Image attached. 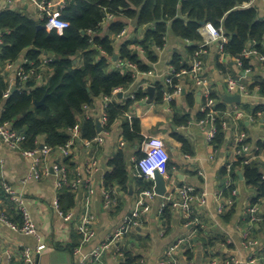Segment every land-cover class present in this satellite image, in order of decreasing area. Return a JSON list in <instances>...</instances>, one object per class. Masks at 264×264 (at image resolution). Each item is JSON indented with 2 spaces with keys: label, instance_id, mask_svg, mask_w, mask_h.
Here are the masks:
<instances>
[{
  "label": "crops",
  "instance_id": "crops-1",
  "mask_svg": "<svg viewBox=\"0 0 264 264\" xmlns=\"http://www.w3.org/2000/svg\"><path fill=\"white\" fill-rule=\"evenodd\" d=\"M9 1L0 0V14L12 10L41 22L45 6L50 8L53 17L57 18L60 15L57 13L59 8L72 0H13L11 3ZM249 6L255 7L259 12V18L264 20V0H251ZM119 20L128 26L126 34L115 39L117 49L131 39H143L148 27L138 28L135 20ZM111 22L112 20H106L100 36L109 34L108 27ZM58 25L56 22L50 23L46 29L50 31ZM199 32L202 36V31ZM190 45L188 41L174 36L169 30L165 46L157 50V62L150 63L145 53L137 48L140 59L149 65L150 70L140 71L133 84L113 97L110 103L125 105L139 92H146L148 96L142 101H136L130 111L111 126L102 146L87 147L85 140L81 138L80 125L76 130L69 131L71 140L74 141L71 155L65 158L55 149L43 161V166L50 169V173L41 181L29 180L24 183L23 180L30 174V161L20 152L6 148L0 140V201L4 202L5 209L10 212L8 199L1 189V183L7 181L26 198L39 234V238L23 235L0 223V264H11L9 255L16 258L19 245L39 251L34 255L37 264H75L74 252L81 245L77 226L82 220L91 188L95 191L90 206L96 217L97 235L83 251L91 252L106 242L120 230L125 219L131 216L139 200L141 192L137 180L141 177L136 172L135 160L142 155L141 149L150 137H157L166 142L171 157L169 175L173 183L176 186H193L199 192L206 191L208 202L205 206L195 208L191 220H186L178 213H172L171 220L166 224L159 215L163 197L147 200L148 207L138 220L136 228L120 241L110 245L104 255L103 264H122V254L125 253L145 260L146 264H159L168 248L182 238L186 239L183 249L175 254L179 264H228L232 258L248 264V260L253 257L257 258L256 264H264V199L257 204L261 220L251 222L246 218V212L257 197V192L254 187L246 184L242 167L234 169V164L238 162L237 139L240 135L246 136L252 150L256 148L257 142H264V112H260L262 116H258L259 113L255 116L251 112V109L257 107L264 108V96L260 94L259 88L250 89L257 78L264 80V63L257 57L252 58V69L246 74L238 67L235 59L220 55L216 42L208 46L204 56V70L218 104H225V112L223 115L221 112L220 114L226 120L223 141L219 144H210L206 132L198 126V120L203 117L202 108L206 100L203 92L196 88L189 77L184 80L182 96L175 98L170 104L156 101L157 86L164 85L172 67L173 57L179 54L190 65L193 59L188 51ZM25 59L24 53L16 64H23ZM4 72L9 75L12 86L17 80L15 70L6 67L2 72L0 69L1 74ZM50 76V69L44 68L38 85L44 86ZM228 76L242 77L244 83L249 86L250 95L242 97L241 104H228L223 100L225 95H229L226 86ZM150 87L155 89L153 98L149 96ZM190 94L195 98L193 104L187 98ZM105 107L104 98L99 97L85 111L84 117L92 118L97 123ZM239 112L245 113L241 119L237 118ZM177 116L179 120L187 119L188 122L178 124L175 122ZM251 116L255 118L254 121H250ZM134 119L141 122L143 140L126 142L123 125L125 122L131 123ZM174 134L181 135L186 144L176 140ZM38 142L40 147L46 145L44 137ZM122 142H125L124 147H121ZM119 151H123L125 155L129 182L126 187L117 183L106 187L105 176L113 171L109 162ZM68 158L75 166V169L71 170V175L69 174L70 178L75 179L80 175L83 182L77 191H72L75 195V207L69 212L73 215L72 219L66 221L53 206L54 200L60 194L55 187L56 177L53 169L59 164L65 165ZM93 159L98 161L97 169L89 168ZM258 162L261 173L264 174V160L260 158ZM229 165H232L230 172L227 170ZM232 187L238 192L235 205L230 211L220 213L219 203H225L231 197ZM106 191L115 200L110 208L105 207ZM217 194H221V197L219 198ZM246 240L254 242L255 245L247 247ZM188 253H191V259L188 258Z\"/></svg>",
  "mask_w": 264,
  "mask_h": 264
},
{
  "label": "trees",
  "instance_id": "trees-1",
  "mask_svg": "<svg viewBox=\"0 0 264 264\" xmlns=\"http://www.w3.org/2000/svg\"><path fill=\"white\" fill-rule=\"evenodd\" d=\"M250 2L251 0H72L60 11L59 19L69 24L62 33L56 29L38 30V25H48L47 19L37 22L24 13L4 11L0 14L2 72L8 64L19 62L24 53L28 60V63L23 65L26 72L32 68L40 72V58L43 55L54 56L55 60L42 68L51 71V76L44 86H39L35 77L26 84L17 80L18 91L9 94L8 98H5V95L11 88L9 75L6 72L0 73L2 120L10 122L16 131L26 136L23 148L27 150L39 148L38 140L41 137L45 138L46 145L54 149L64 146L71 140L69 131L78 125L81 138L92 140L98 135L96 123L92 118L84 117L85 107L92 106L94 100L99 97H111L115 90L129 88L134 82L130 72H120L114 68V57L118 56L117 60L136 64L139 71L147 72L150 67L140 59L137 48L145 53L150 63L157 62V50L165 46L169 30L174 36L191 44L188 51L192 56L198 48V43L203 40L199 32L203 22L221 28L229 38L228 44L225 45L226 57L241 58L243 71L252 69L251 59L243 58L242 54L249 49L264 53V20L259 18L255 7L246 6ZM109 16L112 17L108 27L109 34L100 36ZM119 19L135 20L138 28L148 27L143 39H131L117 49L115 39L128 26ZM172 66L176 71L189 67L179 54L173 57ZM255 88H259L260 94L264 96L263 79L257 78L255 84L250 87L252 90ZM164 90V85L157 86L158 103L164 102ZM147 96L148 93L139 92L134 100H128L125 105L110 103L107 107L109 123L105 129L109 131L118 119L130 111L136 101H142ZM187 98L194 103L193 94ZM211 98L217 97L212 94ZM44 99V105L35 104ZM246 108L250 110L249 107ZM217 109L223 115L225 104H218ZM251 112L257 116L258 113L264 112V108L257 107L251 109ZM175 122L186 124L188 121H181L177 116ZM223 123H226L225 117L220 115L219 133L213 144L223 141ZM123 131L126 142L143 140L141 122L138 119L131 123L125 122ZM174 138L186 144L181 135L174 134ZM255 147V155L259 156L264 152V142H257ZM109 164L113 171L105 176L106 187L114 183L126 187L129 174L124 152L119 151ZM65 166L71 175L75 166L69 158L65 161ZM237 167H242L246 184L256 189L257 197L252 205H257L264 199V181L259 162L245 165L243 159H240L234 164V169ZM232 175L237 177L233 173ZM137 181L139 192L153 187V182L144 178ZM233 189L234 187L230 191ZM58 198L64 214H68L75 207V195L69 188H64ZM13 210L12 208L8 212L9 217L13 222L21 224V218ZM171 216L172 211L168 207L161 219L167 224ZM124 256L122 264H135L140 260L131 253H125ZM187 256L192 258L191 253Z\"/></svg>",
  "mask_w": 264,
  "mask_h": 264
},
{
  "label": "built area",
  "instance_id": "built-area-1",
  "mask_svg": "<svg viewBox=\"0 0 264 264\" xmlns=\"http://www.w3.org/2000/svg\"><path fill=\"white\" fill-rule=\"evenodd\" d=\"M10 0L9 2L11 3ZM248 6V4L246 5ZM65 6H61L59 8L60 11ZM44 14L41 15V21L45 19L48 20V24H52L54 22L59 25L56 28L60 33L66 29L69 24L60 20V15L55 18L53 17V13L48 7H44ZM109 20H112V17L109 16ZM202 31L203 40L198 43L197 50L192 55L193 59L188 65L189 67L183 69L181 71H176V69L172 66L170 68L169 75L165 78L164 81V102L165 104H170L175 98L180 97L184 93V80L186 77H189L190 80L194 83L196 88L200 89L205 97L206 103L202 108L203 117L198 120V126L201 130L206 132V136L208 142L212 144L216 139L219 130H218V120L220 118V111L217 109L218 102L216 99L211 98L212 90L210 85V80L208 76H206L204 70V56L206 54V50L211 43L216 42L219 47V53L221 56L225 55V45L228 44L229 38L225 35L224 31L221 28L215 27L211 23H206V25L202 26L200 29ZM126 30H124L119 36L122 37L126 34ZM2 31L0 30V44L2 42L1 39ZM189 43V42H188ZM242 57L245 59H251L257 57L261 62L264 63V53H259L255 49H249L244 51ZM41 68L40 72H38L35 68H32L29 72L25 71L24 64L28 63V60L25 59L23 64H8L7 69H14L16 73L17 80H20L22 84L28 83L34 77L36 79H40L42 75V68L47 67L48 64L55 60L54 56L43 55L41 56ZM238 67L240 69L243 68V62L241 58L235 59ZM114 68L120 72H130L134 80L136 76L140 73L138 66L133 64L127 60H116L114 61ZM46 69V68H45ZM246 74L250 72V69L244 71ZM39 81V80H38ZM226 86L227 91L230 96L240 95L241 97H248L250 95V89L247 84L244 83L242 77H231L228 76L226 78ZM123 89H118L113 92L111 97H103L106 102L105 110L102 116L99 118V122L102 127L101 133H98L97 137L92 140H85V144L89 148H94L95 146H102L105 142L106 137L109 135V131L105 129L109 123V118L107 114V107L110 104L113 97H116L118 94L123 92ZM9 93L5 95V98L9 97ZM135 95L131 97V99H135ZM89 107H85V111ZM3 108L0 107V140L2 144L13 151L20 152L30 161V174L29 176L23 180L24 183H27L29 180L41 181L46 175L50 173V169L43 166V161L46 157H48L55 149L48 146L43 145L42 147L36 148L34 150H27L23 148L24 143L26 142V136L13 128V125L10 122H4L2 120ZM245 113L239 112L237 114V118L241 119ZM258 116H262L259 113ZM255 118L251 116L250 121H254ZM223 127H226V123H223ZM78 127L76 126L74 129L76 130ZM73 130V129H72ZM70 130V131H72ZM238 142V150L237 156L238 160L243 159V164L248 165L254 161H258L260 158L264 160V152H261L259 156L255 155L249 144L247 143V138L244 134L240 135L237 139ZM74 141L70 140L66 145L60 146L56 148V150L60 151L61 154L67 158L71 155V151L73 149ZM125 146V142L121 143V147ZM142 155L138 156L135 160V168L139 177L146 179L147 181L153 182V187L149 190H144L140 193L139 200L136 203L135 209L132 212L131 216L125 219L120 230L115 232L110 238L93 249L91 252L85 253L83 248L91 243L96 238V217L94 216L91 210V197L95 193L94 189L89 190V196L86 200V209L84 211L83 217L79 225L77 226V232L81 236V245L75 249V264H103V258L105 253L107 252L110 245L114 242H118L124 237L127 233L132 231L138 225V220L145 212L148 207L147 200L154 199L158 197L155 192V176L156 174L161 175L167 181V192L163 197V202L159 208L160 217L163 215L164 211L170 207L172 213H178L183 216L186 220H191L193 218V213L196 207L205 206L208 202V193L206 191L199 192L195 187L190 185H182L176 186L173 183L169 175V163L171 160L170 154L168 152V148L166 142L163 139L157 137H150L147 141H145L144 148L141 149ZM98 161L93 159V161L89 164V168L97 169ZM232 169V165L227 166V170L230 172ZM54 175L56 177L55 187L58 192H61L64 188H69L71 191L75 192L78 190L79 186L82 184L83 180L80 178V175L75 179L70 178L67 167L64 164H59L55 166ZM203 175V174H202ZM262 180L264 181V174H262ZM1 189L3 190L5 196L9 202V209L12 208L15 210L17 215L21 218V224L15 223L9 217L8 211L5 209L4 202L0 201V223L7 225L13 231L27 235V236H36L39 238V234L36 230L35 224L33 223L31 212L28 208L27 200L22 195L19 194L15 188L7 181H3L1 183ZM105 194V207L110 208L115 200L112 199L111 194L109 192H104ZM218 197H221V194H217ZM238 196L237 190H232L231 197L227 199L225 203H219V212L224 213L230 211L235 205V199ZM11 206V207H10ZM53 206L55 210L60 214L64 220L69 221L72 219L73 215L71 213L64 214L61 210L59 198L53 202ZM13 210V211H14ZM259 207L257 205H250L247 208L246 218L251 222L256 223L261 220L259 214ZM247 241V240H246ZM186 242V239L182 238L177 243L171 245L166 251L165 257L159 264H179L176 259V252L180 249H183V246ZM255 243L252 241H247L246 246L251 247L254 246ZM19 251L16 258L13 255H9V259L11 264H37L34 255L35 252H39L38 250H34L28 246L19 245ZM124 254H122V259H124ZM257 258H251L248 260V264H256ZM135 264H146L145 260L140 259ZM217 264V263H215ZM228 264H243L240 260L236 258H232L228 261ZM247 264V262H246Z\"/></svg>",
  "mask_w": 264,
  "mask_h": 264
},
{
  "label": "water",
  "instance_id": "water-1",
  "mask_svg": "<svg viewBox=\"0 0 264 264\" xmlns=\"http://www.w3.org/2000/svg\"><path fill=\"white\" fill-rule=\"evenodd\" d=\"M202 25H206L205 22L202 23ZM46 27L43 25H38V30H44ZM118 59V56L114 57V60L116 61ZM18 91L17 88V80H15L10 88V94H15ZM149 92V96L150 98L154 97V93H155V89L153 87H150L148 89ZM223 100L225 103L228 104H241L242 101V97L240 95H234V96H230V95H225L223 97ZM38 106L44 105L45 104V99L42 100L41 102H36L35 103ZM96 127H97V132L101 133L102 131V127L99 121H97L96 123ZM155 192L159 197H164L166 192H167V181L159 174H156L155 176Z\"/></svg>",
  "mask_w": 264,
  "mask_h": 264
}]
</instances>
